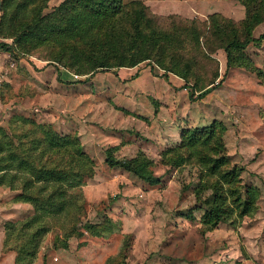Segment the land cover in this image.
I'll return each mask as SVG.
<instances>
[{
    "label": "rangeland",
    "instance_id": "1",
    "mask_svg": "<svg viewBox=\"0 0 264 264\" xmlns=\"http://www.w3.org/2000/svg\"><path fill=\"white\" fill-rule=\"evenodd\" d=\"M63 1L33 0L28 17L57 21L60 15L52 14ZM132 1L122 0L119 15H133ZM142 4L145 15L153 16L151 26L187 29L173 31L182 41L173 45L183 59L194 49L199 52L190 83L200 85L216 71L213 83L193 94L205 91L200 98L189 99L183 80L171 73L153 76L145 62L82 74L77 70L82 62H75L83 58L76 41H44L20 53L10 37H0L15 53L0 76V126L16 141L10 116L21 115L30 127L73 136L92 161L91 173L74 190L80 193L73 199L77 208L46 219L48 230L32 264H264V41L231 51L225 68L220 35L211 27L212 22L224 24L226 38H256L264 32V0H193L169 10L162 5L158 12ZM245 16L253 20L249 34L243 28ZM191 20L203 33L197 42L190 40ZM175 56L165 54L164 63ZM57 71L78 81L61 83ZM154 73L162 70L154 68ZM212 124L220 127L215 130L224 146L226 166L221 168L240 167L239 193L251 186L256 195L238 220L220 219L207 228L199 217L212 190L203 188L202 169L194 160L181 159L184 154L176 147L181 131L206 130ZM106 149L158 181L150 184L131 171L107 166ZM17 193L0 185V264H14L15 256L10 244L3 245V223L33 213L29 203L12 200Z\"/></svg>",
    "mask_w": 264,
    "mask_h": 264
},
{
    "label": "trees",
    "instance_id": "2",
    "mask_svg": "<svg viewBox=\"0 0 264 264\" xmlns=\"http://www.w3.org/2000/svg\"><path fill=\"white\" fill-rule=\"evenodd\" d=\"M33 3V0L1 2L0 37H10L14 49L20 53L44 41L57 45L76 41L81 46L79 53L83 58L75 62H82L77 67L79 71L84 70L82 74L96 70L133 68L145 62L153 76L166 78L171 73L183 80L181 87L188 89L189 99L200 98L205 91L195 97L193 94L211 85L212 79L216 77L215 71L212 79L200 85L188 81L199 52L194 49L190 57L183 59L173 45L174 41L182 43L176 39L173 31L187 29L151 26L153 16L145 15L147 9L140 0L131 2L135 5L133 15H119L122 0H64L52 14L60 15L57 21L47 16L29 18L31 11L28 6ZM212 20V17L209 18V22ZM195 24L196 20L189 22L192 42H197L203 35L197 32ZM252 24V18L245 16L243 28L247 34ZM211 27L216 28L220 35L225 68L231 64V51L242 49L249 42L255 44L264 41V32L256 38L239 40L235 37L226 38L224 24L214 25L212 22ZM14 49L0 41V50L12 57L15 56ZM175 53L176 60H171L168 65L164 63L165 54L171 56ZM154 68L161 69L162 73L156 75ZM56 80L61 83L78 81L73 77H62L60 71H57ZM27 122L28 119L21 115L10 116L12 127L18 131L19 138L16 141L0 126V185L17 190L12 200L29 203L33 211L31 216L22 220H7L3 223V245L10 244L7 248L15 252L14 264H32L41 238L48 230L46 219H57L67 215L68 210L77 208V205H73V199L80 198V193L74 190L83 183L82 176L92 171V161L76 138L47 129L40 131L37 126H28ZM216 127L218 124H212L206 130H183L176 147L184 154L181 159L194 160L193 163L202 169L203 188L212 190L208 207L199 217V222L207 228L216 225L220 219L229 218L232 222L238 220L249 211L256 195L251 186H245L243 192L239 193L240 167L221 168L224 164L226 166V162L221 155L224 146ZM29 134L32 136L25 139ZM44 156L45 159H42ZM104 162L107 166L131 171L147 183L158 181V178L141 175L126 163L113 158L108 149ZM207 176H213V181L209 182ZM185 216L191 217L189 213Z\"/></svg>",
    "mask_w": 264,
    "mask_h": 264
},
{
    "label": "crops",
    "instance_id": "3",
    "mask_svg": "<svg viewBox=\"0 0 264 264\" xmlns=\"http://www.w3.org/2000/svg\"><path fill=\"white\" fill-rule=\"evenodd\" d=\"M140 1L146 4L150 8L151 11L158 12L159 9L162 8V5H166V7L164 8H167L169 10L170 7L174 4H180L183 2L192 3L193 0H140ZM8 57H9V54L7 52L0 50V76H1V73L7 69L6 60ZM2 79H3V76H2ZM2 108H3V105L0 100V111L2 110ZM2 116L3 115H1L0 113V117Z\"/></svg>",
    "mask_w": 264,
    "mask_h": 264
}]
</instances>
